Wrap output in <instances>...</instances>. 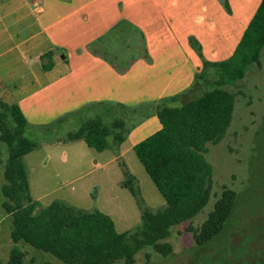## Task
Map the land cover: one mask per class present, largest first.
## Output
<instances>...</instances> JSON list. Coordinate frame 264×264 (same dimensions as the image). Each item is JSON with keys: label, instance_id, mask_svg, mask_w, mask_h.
I'll list each match as a JSON object with an SVG mask.
<instances>
[{"label": "trees", "instance_id": "trees-1", "mask_svg": "<svg viewBox=\"0 0 264 264\" xmlns=\"http://www.w3.org/2000/svg\"><path fill=\"white\" fill-rule=\"evenodd\" d=\"M225 8L228 10L226 4ZM188 42L201 60L192 85L156 102L154 112L159 130L132 147L162 197V207L150 211L144 206L133 184L135 177L122 164L121 187L131 194L140 210V223L133 231L117 232L110 217L98 210L85 211L58 201L39 208L29 194L23 165V157L37 144L25 135L28 123L19 107L0 101V141L7 148V158L2 164L5 183L1 187L4 197L1 207L12 218L13 243L8 260L0 264H24V252L17 245L20 241L63 264H134L136 254L147 247L161 256L172 253L171 245L165 242L170 230L192 220L211 196L212 167L205 159L207 145L218 144L231 124L235 94L225 87L234 86L243 79L249 66L259 64L264 47V0H260L227 59L207 61L199 43L193 37ZM48 57L50 53H45L41 60ZM51 67V63L42 65L43 70ZM189 94L197 95L183 101ZM127 133L122 118L106 125L95 115L68 133L65 141H83L87 147L102 152L111 145L118 147ZM235 201L236 193L223 186L202 224L197 229H186L192 233L196 246L207 244L224 229Z\"/></svg>", "mask_w": 264, "mask_h": 264}, {"label": "crops", "instance_id": "crops-1", "mask_svg": "<svg viewBox=\"0 0 264 264\" xmlns=\"http://www.w3.org/2000/svg\"><path fill=\"white\" fill-rule=\"evenodd\" d=\"M259 3L0 0V46L13 42L0 57L13 53V63L31 61V68L24 71L9 70L16 73L13 78L21 74V82L18 93L8 89L2 97L8 101L2 102L16 104L31 124L107 106H122L133 114L142 109L143 121L126 135L141 141L160 128L156 102L188 89L201 68L188 38L199 43L205 60H225ZM45 53L50 57L43 61ZM49 63L52 67L43 70L42 65Z\"/></svg>", "mask_w": 264, "mask_h": 264}, {"label": "rangeland", "instance_id": "rangeland-1", "mask_svg": "<svg viewBox=\"0 0 264 264\" xmlns=\"http://www.w3.org/2000/svg\"><path fill=\"white\" fill-rule=\"evenodd\" d=\"M12 44L2 43L0 52ZM12 59L13 53L0 57V64L6 63L0 70V101H8L2 98L8 89L13 95L18 93L21 74L13 78L16 73L11 74L9 70L24 71L27 67L31 68V61L21 64L13 63ZM26 73L24 77L29 78L30 74ZM225 88L235 94V104L230 127L223 139L216 145H207L205 159L212 167L213 181L207 205L192 220L170 230V235L165 239L172 247L170 255L161 256L147 247L136 254L134 264L264 263V47L259 64L249 66L242 80ZM196 95L190 94L183 101ZM94 111L87 109L69 115L61 122H27L25 135L37 144L33 151L23 157L30 195L39 199V208L58 201L85 211L98 210L110 217L117 232L133 231L140 223V210L131 194L121 187L124 179L122 164L135 177L134 187L147 209L155 211L164 205L132 150V143L140 141V137L126 134L119 151L117 146L111 145L103 152H96L83 141L68 142L65 138L68 133L76 131L83 121L95 115L106 125H110L115 118H122L129 131L143 121L145 111L141 109L133 114L129 110L109 106ZM6 158V145L0 141L2 262L8 260L13 245L10 239L12 218L1 207L4 201L1 187L5 183L2 164ZM223 186L236 193L230 218L213 240L203 246H196L192 233L186 229H197L202 224L213 209ZM17 245L24 252V264H63L52 255L22 241Z\"/></svg>", "mask_w": 264, "mask_h": 264}]
</instances>
